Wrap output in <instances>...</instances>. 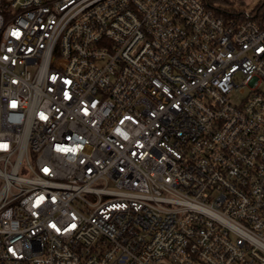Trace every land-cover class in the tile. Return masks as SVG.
Here are the masks:
<instances>
[{"label": "built area", "instance_id": "1", "mask_svg": "<svg viewBox=\"0 0 264 264\" xmlns=\"http://www.w3.org/2000/svg\"><path fill=\"white\" fill-rule=\"evenodd\" d=\"M0 264H264V0H0Z\"/></svg>", "mask_w": 264, "mask_h": 264}, {"label": "rangeland", "instance_id": "2", "mask_svg": "<svg viewBox=\"0 0 264 264\" xmlns=\"http://www.w3.org/2000/svg\"><path fill=\"white\" fill-rule=\"evenodd\" d=\"M253 1L254 0H230V3L232 5H235V7L236 6L250 7V6H252ZM247 89L248 88H246V90ZM242 98H243L242 95L241 94H238L237 97H235V101L239 103Z\"/></svg>", "mask_w": 264, "mask_h": 264}]
</instances>
